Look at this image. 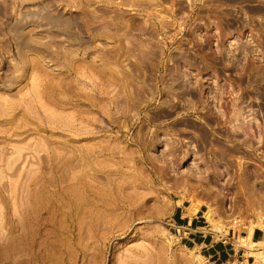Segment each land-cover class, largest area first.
<instances>
[{
    "label": "rangeland",
    "instance_id": "374dc122",
    "mask_svg": "<svg viewBox=\"0 0 264 264\" xmlns=\"http://www.w3.org/2000/svg\"><path fill=\"white\" fill-rule=\"evenodd\" d=\"M178 207L264 229V0H0V264H211Z\"/></svg>",
    "mask_w": 264,
    "mask_h": 264
},
{
    "label": "crops",
    "instance_id": "0c3cea01",
    "mask_svg": "<svg viewBox=\"0 0 264 264\" xmlns=\"http://www.w3.org/2000/svg\"><path fill=\"white\" fill-rule=\"evenodd\" d=\"M188 212V211H187ZM178 207L174 216V228L185 229L182 239L211 264H255L258 257H264V229L229 230L228 236L212 231L202 216L189 215ZM245 235L255 245L254 249L239 245V237Z\"/></svg>",
    "mask_w": 264,
    "mask_h": 264
},
{
    "label": "bare ground",
    "instance_id": "6f19581e",
    "mask_svg": "<svg viewBox=\"0 0 264 264\" xmlns=\"http://www.w3.org/2000/svg\"><path fill=\"white\" fill-rule=\"evenodd\" d=\"M252 192V191H251ZM253 193V192H252ZM255 197V196H254ZM257 197V196H256ZM262 197V196H261ZM218 198V197H217ZM226 199V198H225ZM248 205V204H247ZM206 218H207V220L208 221H211L212 220V218H211V213H210V211H207V213H206Z\"/></svg>",
    "mask_w": 264,
    "mask_h": 264
}]
</instances>
